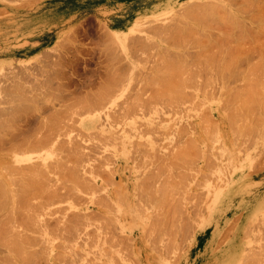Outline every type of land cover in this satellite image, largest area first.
Segmentation results:
<instances>
[{"label": "rangeland", "instance_id": "rangeland-1", "mask_svg": "<svg viewBox=\"0 0 264 264\" xmlns=\"http://www.w3.org/2000/svg\"><path fill=\"white\" fill-rule=\"evenodd\" d=\"M263 60L264 0H0V264H264Z\"/></svg>", "mask_w": 264, "mask_h": 264}, {"label": "bare ground", "instance_id": "bare-ground-1", "mask_svg": "<svg viewBox=\"0 0 264 264\" xmlns=\"http://www.w3.org/2000/svg\"><path fill=\"white\" fill-rule=\"evenodd\" d=\"M248 1H249V0H248ZM211 5H212V4H211ZM214 6H215V5H214ZM214 6H213V7H214ZM214 8H215V7H214ZM237 23H238V22H237ZM263 61H264V60H263ZM263 63H264V62H263ZM259 69H260V68H259ZM252 82H253V81H252ZM178 83H179V82H178ZM255 83H256V82H255ZM250 84H251V83H250ZM252 85H253V84H251V86H252ZM253 86H255V85H253ZM253 86H252V87H253ZM253 88H254V87H253ZM257 89H258V88H257ZM250 91H251V90H250ZM252 91H253V90H252ZM249 96H251V95H249ZM255 96H257V95H255ZM246 98H247V97H246ZM248 98H249V97H248ZM248 98H247V99H248ZM250 98H251V97H250ZM252 98H253V96H252ZM243 99H244V98H242V101H243ZM262 99H263V98H262ZM240 100H241V99H240ZM236 101H237V100H236ZM246 101H247V100H246ZM249 101H250V100H249ZM252 101H253V100H252ZM259 101H260V100H259ZM261 101H262V100H261ZM250 102H251V101H250ZM253 102H254V101H253ZM240 103H241V102H240ZM245 103H246V102H245ZM247 103H248V102H247ZM251 103H252V102H251ZM263 103H264V102H263ZM241 104H242V103H241ZM244 105H245V104H244ZM263 107H264V106H263ZM247 108H248V107H247ZM249 109H250V108H249ZM253 110H254V109H253ZM237 118H238V117H237ZM257 118H258V117H257ZM253 129H254V128H253ZM257 129H258V127H257ZM245 131H246V130H245ZM237 133H238V132H237ZM250 133H251V132H250ZM241 134H242V133H241ZM13 137H14V136H13ZM13 137H12V138H13ZM208 137H209V136H208ZM242 137H243V136H242ZM211 138H212V137H211ZM11 140H12V139H11ZM13 140H14V139H13ZM189 144H190V143H189ZM34 166H35V165H34ZM109 182H110V181H109ZM161 205H162V204H161ZM161 210H162V209H161ZM167 211H168V210H167ZM171 212H172V211H171ZM162 218H163V216H162ZM166 218H167V217H166ZM155 225H156V224H155ZM245 233H246V232H245ZM253 255H256V254H253ZM243 256H244V255H243ZM258 256H259V255H258ZM258 258H259V257H258ZM241 259H242V258H241ZM245 261H246V260H245Z\"/></svg>", "mask_w": 264, "mask_h": 264}]
</instances>
